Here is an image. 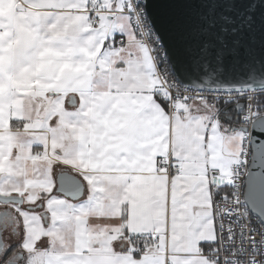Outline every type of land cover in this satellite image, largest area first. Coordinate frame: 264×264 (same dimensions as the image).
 I'll return each instance as SVG.
<instances>
[{
    "label": "snow or ice",
    "instance_id": "6c2138e0",
    "mask_svg": "<svg viewBox=\"0 0 264 264\" xmlns=\"http://www.w3.org/2000/svg\"><path fill=\"white\" fill-rule=\"evenodd\" d=\"M0 264H264V0H0Z\"/></svg>",
    "mask_w": 264,
    "mask_h": 264
}]
</instances>
